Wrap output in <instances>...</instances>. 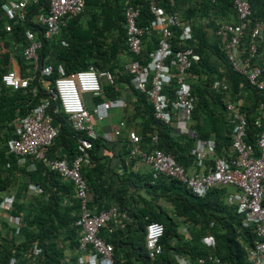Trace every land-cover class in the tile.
<instances>
[{
    "label": "trees",
    "instance_id": "obj_1",
    "mask_svg": "<svg viewBox=\"0 0 264 264\" xmlns=\"http://www.w3.org/2000/svg\"><path fill=\"white\" fill-rule=\"evenodd\" d=\"M48 1L36 0L30 4L26 9L25 21L11 23L9 32L4 31L5 20L0 10V40L4 41L5 49V52L0 55V121L6 123L20 119L27 115L39 101L47 98L43 85L38 79H34L24 90L8 89L1 82V77L12 70V65L9 64L11 61L15 62L21 76L27 74L29 66L22 57V51L27 45L23 32L28 29L35 32L37 38L41 39L42 45L38 50L40 64H45L47 59L53 57V61L50 62L52 72L48 77L43 78L50 87H53L54 80L60 75L57 72V66L62 67L64 76L84 70L88 66L98 71H108L112 75L114 85H104L103 94L100 97L91 98L89 95H84L85 107L90 109L93 105L105 100H123L127 107L122 121L128 127L127 131L132 130L135 133L142 147L148 146L149 136L157 133L158 149L185 169L192 166L193 158L189 151L194 139L174 137L166 126L154 121L151 106L144 96L131 88L130 76L123 69L125 62L133 59L124 43L123 7L130 5L138 9L137 25L142 27L149 25L151 21L146 1L84 0L83 11L72 17L58 36L60 45L63 42L65 47H56L55 38L42 39L38 34L39 27L33 23L35 16L47 12ZM247 1L251 8L249 26L256 21L264 22V0ZM158 4L168 13L180 11L181 23L189 26L191 30V42L189 45H183L178 42L179 29H170L174 52L189 47L198 55L199 60L191 65L187 71V78L190 79V76H193L200 82L204 74L207 76L209 72L215 73L216 71L209 68L205 61L209 53L215 54L221 61L223 67L221 75L225 81L221 80L220 74H217L214 79L207 76L206 82L211 90H213L214 82L224 86V90L221 88L213 90L214 93L221 95L228 91L232 95L240 96L237 100H243L244 103L243 106L240 105L247 121L248 138L253 136L255 130L252 121L257 116L259 103L264 100V93L251 88L245 78L230 69L215 36V29L223 22L215 24L209 17L217 13L223 19L229 18L231 19L229 22L236 23L230 0H173L171 4L167 0H158ZM209 32L213 33L215 45L209 42ZM157 38L156 28H150L143 36L140 55L143 65L155 49ZM263 39L256 42V55L251 60V64L262 69L260 80L264 84V55L260 58ZM119 54H125L129 58L120 64L117 59ZM189 86L194 99V107L190 115L192 124L189 129L195 134L196 139L212 138L215 142L216 155L228 157L231 153L230 128L224 111L226 102L221 106L220 96L209 92L208 89H199V83L189 84ZM32 88H35L34 96L30 93ZM55 106H58L57 103L50 105L49 116L57 134L46 150V158L66 160L69 163L77 155L78 133L70 129L65 115L59 108L56 113H53ZM218 108H222V113ZM14 125L8 128L0 147V193L6 192L12 185L15 175H22V179L27 182L23 185V190L28 184H34L40 191V195L39 198L34 199V206L37 207L34 216H27L21 211L19 201L23 199L24 191L19 192L16 197L13 196L9 214L19 220L17 234L5 219L3 223L9 230V236L21 239L22 242L13 246V239H7L5 250L0 252V264H8L10 260L18 264H25L28 261H34L37 264H64L62 250L66 246L58 248L55 240L62 235V242L67 241L69 248L74 250L79 239V229L75 226L78 218V201L73 187L55 173L48 171L40 162L27 159L25 166H16L15 157L9 154L6 148V142L13 138ZM90 143L89 164L81 169V175L88 185L89 208L98 212L114 206L120 212H124L130 220L125 222L122 229L108 224L98 232V237L104 239L110 247L114 263L177 264L176 258L185 257L191 264H196L198 258L212 252L227 264H250L247 260V252L252 247L255 237L251 229L241 226L242 218L236 215L234 207L224 203V196L230 191L229 188L214 189L203 197L197 198L185 186L171 179L158 177L153 180L150 176L144 183H140V181L129 180L127 176L118 180L120 188L112 192V187L115 188L117 185L114 182L112 184L109 177L103 179V176L106 177L105 172L109 169L106 167L107 161L101 163L100 161L104 158H99V153L106 149V143L99 136L90 139ZM127 153L128 151H125L123 155L126 156ZM29 163H33V170L27 169ZM206 165H211L210 159L206 161ZM128 186L134 187L135 191L128 194ZM142 187L145 188L144 191ZM141 192L144 193V197L141 196ZM133 197L138 202L137 209L126 206L127 203L133 202ZM2 198L0 196V201ZM159 201L169 205L171 212H166ZM149 222L159 223L163 227V234L159 240L162 253L153 263L147 259L144 248V227ZM180 228H184L186 232H180ZM207 236H211L214 240L213 249L200 243V240ZM33 242H36L40 249L37 257L30 255V245ZM74 256L71 264H76V255Z\"/></svg>",
    "mask_w": 264,
    "mask_h": 264
},
{
    "label": "built area",
    "instance_id": "obj_2",
    "mask_svg": "<svg viewBox=\"0 0 264 264\" xmlns=\"http://www.w3.org/2000/svg\"><path fill=\"white\" fill-rule=\"evenodd\" d=\"M36 0H0L4 31L11 30V23H23L26 19V9ZM147 10L151 16L149 25L139 27L137 20L139 11L136 7H123L124 43L129 55L133 58L123 65L129 74V85L138 94L145 97L151 106L154 121L166 126L174 137H189L194 139L189 154L193 158V173L174 162L163 153L158 146L157 133L149 136L147 149H142L139 139L132 131L126 130L128 141L127 156L137 159L150 168L153 180L164 177L185 186L190 193L203 197L214 189L229 188L224 196V203L234 207L236 215L242 218L241 226L251 229L255 241L247 252L250 264H264V100L257 107V116L252 121L255 130L248 138L247 121L241 111L240 104L226 102V121L230 128V153L228 157L215 153V142L212 139L200 140L192 137L188 124L194 107V99L190 93L187 71L191 65L199 60L198 55L189 47L172 49L171 28L179 29L178 42L189 45L192 33L187 25H183L177 12H165L158 4V0H145ZM173 0H167L169 4ZM236 23L223 22L215 29V36L221 47L230 69L242 76L247 84L256 91L264 93V84L260 80L262 69L252 65L251 60L256 55V42L264 37V22L256 21L249 26L251 8L247 0H230ZM84 0H49L46 13H39L33 18V23L39 27V35L44 40L57 38L68 21L83 11ZM150 28L158 30L155 49L149 55V60L143 65L140 60L141 40ZM41 29V30H40ZM30 30H25L23 36L26 47L22 57L29 66L27 74L21 76L19 70H11L1 77L2 84L11 90H24L34 79L43 85L47 96L24 117L17 119L13 129V138L6 142L9 154L16 159L17 166L23 167L27 159L42 163L48 171L55 173L60 179L67 181L73 187L78 201V218L75 226L79 229V239L74 252L76 264H116L111 255V249L104 239L98 237L99 230L108 225L122 229L129 220L124 212L111 206L106 210L94 212L87 202L88 185L81 175L82 167L89 164L90 139L100 137L104 142H112L121 137L126 126L118 120L110 130L98 135L93 131V122L102 123L109 118L110 110H124L126 103L121 99L105 100L85 107L83 96L91 98L102 96L103 86H113L112 75L108 71H98L92 66L63 75L61 66H57L60 74L50 87L43 78L48 77L52 68L40 64L38 50L41 39ZM248 41V42H247ZM65 47V43L61 42ZM225 89L218 82L212 84L213 90ZM32 96L35 88L30 90ZM52 103H57V109L65 115L70 129L78 133L76 140L77 155L71 162L66 160H50L46 158V150L57 134L51 124L49 109ZM211 160V168L206 170V161ZM33 170V163L27 165ZM34 191L37 186L28 185ZM13 203V196L8 195L0 201V212L3 219L18 232L19 220L9 214ZM163 234V227L156 222H149L144 227V248L147 259L153 263L162 253L159 243ZM200 243L210 249L214 247V240L207 236ZM40 254L36 242L30 245V255ZM8 264H18L10 260ZM25 264H37L28 261ZM156 264V263H153ZM180 264H191L190 260H183ZM196 264H227L214 253L198 258Z\"/></svg>",
    "mask_w": 264,
    "mask_h": 264
},
{
    "label": "rangeland",
    "instance_id": "obj_3",
    "mask_svg": "<svg viewBox=\"0 0 264 264\" xmlns=\"http://www.w3.org/2000/svg\"><path fill=\"white\" fill-rule=\"evenodd\" d=\"M177 13L181 15L180 11H178ZM209 17L212 18V20H213V22L215 24L218 23V22H227V21L229 22L231 20L229 18L228 19H223V17L219 16L217 13H216V15L215 14H211ZM55 39L56 40H54V41L57 44L56 47L57 46L58 47L59 46L60 47H63V46L60 45V39L58 37L55 38ZM208 39H209L210 44H212V45H215L216 44L215 43L214 36H213V33L209 32ZM261 45H262V49H261V52H260V58L264 55V39L261 42ZM4 52H5V49H4V41H1L0 40V55L2 53H4ZM38 57H39V54H38ZM128 58L129 57L126 56L125 54H119L117 59H118L119 63L122 64L125 61H127ZM52 59H53V57L52 58L50 57L49 59H47V61H46L45 64L51 66L50 62L53 61ZM205 61H206V64H207V66L209 68H211V69H213V70L216 71L215 73L209 72L207 74L208 78L214 79V78H216L217 74L218 75L219 74L220 75L222 74L223 67L221 65V61L219 60V58L215 54L209 53L208 54V57L205 58ZM9 64L16 66L15 65V62H13V61L9 62ZM207 76L204 74L203 79L200 80V82H198L196 80L197 78H195L193 76H190V79L187 78V80H188L189 84L199 83V86H200L199 89H208L209 92L214 93L213 90H211V88H209V84L206 82ZM221 80H224L225 81V78L223 77V75H221ZM214 94H217L218 96H220V101L222 103L221 106H223V103H225V102H234V103L239 102V104H242V106L244 105L243 100H239V101L237 100L238 99L237 97L240 98V96H238V95H232L228 91L226 93L221 94V95L218 94L217 92H215ZM240 107H241V105H240ZM244 109H245V107H244ZM218 110L221 111V113H222V108H218ZM124 111H122V112H124ZM114 112H117V110H110L108 112V114H112ZM124 117H125V115H124ZM124 117L123 116H120L116 121H118V120H124ZM223 117H224V113H223ZM110 119L111 118L109 117L106 121H104L102 123H98V124H103V123L106 122L107 125H108V122L110 121ZM16 120L15 121L12 120V121L6 122V123H4L3 121H0V147L2 146V141L4 140L5 133L7 132V130H8L9 127H11V126L14 125V123L16 122ZM116 121L113 122V124L116 123ZM95 124H97V123L93 122V131L95 133L98 132L97 133L98 135L102 134L104 131H99L98 128H97V126ZM113 124H112V120H111V125L110 126H112ZM191 124H192V122L189 121L188 127ZM110 155L112 157L115 156V154L113 152H111ZM15 164L17 166L16 161H15ZM17 167H19V166H17ZM106 167L108 169H110L109 168L110 167L109 161H107ZM112 172H113L112 169H110L107 172H105L107 178L108 177L109 178L111 177V175L113 174ZM26 183H27L26 180L22 179V175H18V176L15 175V179L13 180L12 185L8 187V189L6 190V192L0 193V196L1 197H5V196H8V195H12V196L16 197V195L19 192L24 191V193H23V199H21V201H19V206L22 208L21 211L23 212V214L25 213V214H27V216H31V215L34 216L35 213L37 212V207L34 206V202H35L34 199L39 198L40 191L38 189H36L34 191H31V190L28 189V186L25 188V190H23V185H25ZM31 185L35 186L34 184H31ZM141 194L143 195L142 192H141ZM133 198H134L133 201L136 200L135 197H133ZM90 199L92 201L91 194H90ZM159 204L163 207V209L166 210V212H168V213L171 212V208L165 202L159 201ZM137 205H138V202H137ZM60 236L61 237H59L58 239L55 240V245L58 246V248H60L61 246H66V247H63V250H62V256H63L62 257L63 258L62 260H63L64 264H71L74 261V258H75L74 255H76V254H75L74 250H71V248H69L67 241L62 242V235H60ZM0 238H1V240H0V252H2V251L5 250L6 244H7V239H9V240L10 239H13V241H14L13 246H15L16 244H19L20 242H22L21 239L18 240L16 238H13L11 235L9 236V230H8V228L6 226H4V223H3V214L1 212H0Z\"/></svg>",
    "mask_w": 264,
    "mask_h": 264
},
{
    "label": "crops",
    "instance_id": "obj_4",
    "mask_svg": "<svg viewBox=\"0 0 264 264\" xmlns=\"http://www.w3.org/2000/svg\"><path fill=\"white\" fill-rule=\"evenodd\" d=\"M12 70H14V71L18 70L17 66L12 65ZM124 110H117V112L109 114V117L111 119L108 122V125L106 122L103 124H98V123L95 124L97 126L98 130L104 131V132H105V130L106 131L110 130V128L116 124V123L113 124V122H115L120 116H123V114L125 112ZM122 111H124V112H122ZM111 120H112V124H113L112 126H110ZM126 128L127 129L123 130L121 137H119L117 140L112 141V142H105L106 143V149L102 150L99 153V158H102V159L104 158L100 162L105 163L106 161H109V165H110L109 168L112 169V171H113L112 172L113 174L110 177L111 183L113 184V182H114V183H116L117 186L115 188L112 187V190H111L112 192H115L116 189L120 188V184L118 183L119 179H123V178L128 176V179L131 181H134V182L140 181V183H144V181L148 180L150 177V168L147 165L143 164L141 161H139L137 159H131L127 155L126 156L123 155V153L125 151H128V147H129V144H128V141H127L126 135H125L126 130H128V127H126ZM140 147L142 149L148 148V146L142 147L141 145H140ZM111 152H113L115 154L114 157H112L110 155ZM210 168H211V166L208 165L206 170H209ZM187 170H188L187 171L188 173H193L195 171L194 168L191 166ZM103 179H108V178H107V176L106 177L103 176ZM137 184H139V183H137ZM144 189L145 188L142 187V191H144ZM134 191H135L134 187H131V186L127 187V193L128 194L132 193ZM141 196L144 197V193ZM126 206L129 208H131V206H133L134 209L138 208L136 200H134L133 202L131 201L130 203H127ZM180 232L185 233L186 230L184 228H180ZM175 260H176L177 264H180L181 261L186 260V259H185V257H182V258L179 257V258H176Z\"/></svg>",
    "mask_w": 264,
    "mask_h": 264
},
{
    "label": "water",
    "instance_id": "obj_5",
    "mask_svg": "<svg viewBox=\"0 0 264 264\" xmlns=\"http://www.w3.org/2000/svg\"><path fill=\"white\" fill-rule=\"evenodd\" d=\"M192 133V132H191ZM192 137H195V134L194 133H192Z\"/></svg>",
    "mask_w": 264,
    "mask_h": 264
}]
</instances>
